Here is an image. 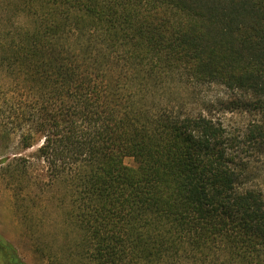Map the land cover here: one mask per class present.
Returning <instances> with one entry per match:
<instances>
[{"label":"trees","instance_id":"obj_1","mask_svg":"<svg viewBox=\"0 0 264 264\" xmlns=\"http://www.w3.org/2000/svg\"><path fill=\"white\" fill-rule=\"evenodd\" d=\"M0 127L49 171L0 160L32 233L63 190L75 264H264V0H0ZM0 264H29L1 232Z\"/></svg>","mask_w":264,"mask_h":264},{"label":"rangeland","instance_id":"obj_2","mask_svg":"<svg viewBox=\"0 0 264 264\" xmlns=\"http://www.w3.org/2000/svg\"><path fill=\"white\" fill-rule=\"evenodd\" d=\"M0 127V160L7 156H13L15 152H19L20 156L29 157L32 162V167L24 177L34 185H43L50 179L49 171L45 161L42 159H35L34 154L37 146L24 149L20 145L18 135H7ZM1 162V161H0ZM8 162L0 165V168L6 166ZM125 163L129 166H134V160L131 157L125 159ZM1 170V169H0ZM259 182L264 185V168L258 169ZM10 179L3 177L0 173V232L11 241L17 248L20 256L29 264H72L77 260L74 256L64 257L66 254V247L71 246V239L75 235L72 226L68 227L63 223L65 218V211L67 206L62 202L57 207V202L52 204L54 200L63 199L64 193L62 189L54 188V190L42 197V203L47 204V207L42 211H38V215L44 223L37 219L36 212H32L33 220H36L39 225L35 226V233L29 229L28 224L24 222L20 210L15 206V194L12 186L9 185ZM51 200V201H50ZM69 243V244H68ZM47 252L48 255L57 254L63 260H56L54 258L43 257L37 249ZM63 253V254H62Z\"/></svg>","mask_w":264,"mask_h":264}]
</instances>
